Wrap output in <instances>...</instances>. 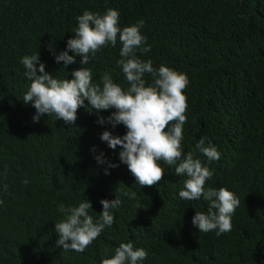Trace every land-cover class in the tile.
I'll return each instance as SVG.
<instances>
[{
  "label": "trees",
  "instance_id": "1",
  "mask_svg": "<svg viewBox=\"0 0 264 264\" xmlns=\"http://www.w3.org/2000/svg\"><path fill=\"white\" fill-rule=\"evenodd\" d=\"M108 8L119 11L121 28L144 21L141 33L151 51L137 50L138 58L187 75L182 147L194 154L206 137V146L210 141L221 153L211 163L198 149L193 156L213 172L206 186L224 187L240 200L230 232L217 236L193 226L196 211L207 212L208 202L182 201L187 177L163 161V181L136 184L119 161L120 147L113 150L100 139L105 130L126 134L122 124L97 123L112 110L96 113L85 101L75 125L46 114L33 122L35 108L21 100L30 86L21 59L39 53L46 72L72 79L82 57L65 68L55 55L75 35L77 16ZM121 47L118 40L84 66L93 82L109 73L129 87L116 63ZM145 79L152 82L150 75ZM100 153L119 165L110 174L94 158ZM122 192L136 195L129 199ZM116 196L122 204L112 210L114 224L83 253L57 245L60 203L78 206L87 199L97 220L100 201ZM0 199V264H101L122 242L147 251L143 264H264V0H0Z\"/></svg>",
  "mask_w": 264,
  "mask_h": 264
},
{
  "label": "clouds",
  "instance_id": "2",
  "mask_svg": "<svg viewBox=\"0 0 264 264\" xmlns=\"http://www.w3.org/2000/svg\"><path fill=\"white\" fill-rule=\"evenodd\" d=\"M76 19L78 26L75 35L68 39L66 49L55 55L56 62H63L65 68L76 63V56L82 57V67L72 71V79H58L46 72L39 53L25 55L20 61L25 69L24 75L30 81L21 100L35 108L33 122H39L41 116L46 114L71 126L75 125L81 107L90 106L96 113L112 110L111 115L106 119L101 116L97 123L108 124L112 128L122 124L127 129L126 134L114 136L105 130L100 139L113 150L120 147L119 161L127 165L136 184L144 188L163 181L165 170L159 163L163 161L169 167H174L176 175L187 177L178 194L182 201L203 198L208 202L207 212L196 211L192 218L193 226L202 233L215 231L217 236L230 232L232 216L240 200L224 187L217 190L206 186L213 172L201 159L194 158L191 152L185 154L182 147L188 109L185 90L190 83L187 75L165 65L156 68L151 59L144 61L138 58L137 50L141 54L151 51L147 37L141 33L143 20L121 28L119 11L113 8H108L104 13L85 10ZM118 40L122 47L116 63L129 85L127 89L115 83L109 73L100 77V83L93 82L91 69L84 67L102 49L115 47ZM69 52L75 55H69ZM146 74L151 77L150 84L145 79ZM206 140V137H201L196 148L208 163L218 161L221 153L210 141L206 146ZM92 151L95 153V147ZM94 158L99 164L108 165L106 175L110 174L108 169L119 166L108 161L103 153ZM28 182L27 179L23 181L25 185ZM3 187L7 191L8 186L5 184ZM122 195L133 199L136 193L122 192ZM3 203L0 199V205ZM100 203L103 211L97 220L90 215L92 205L87 199L78 206L58 205L57 210L64 218L55 223L59 237L56 243L62 246L63 251L83 253L106 227L114 224L112 210L121 206L120 197L116 196L111 201L103 199ZM147 256L143 248H134L132 242H122L115 248V254L102 259L101 264H143Z\"/></svg>",
  "mask_w": 264,
  "mask_h": 264
},
{
  "label": "bare ground",
  "instance_id": "3",
  "mask_svg": "<svg viewBox=\"0 0 264 264\" xmlns=\"http://www.w3.org/2000/svg\"><path fill=\"white\" fill-rule=\"evenodd\" d=\"M244 116H245V115H244ZM247 117H248V116L244 117L245 120L247 119ZM192 150H193V149H192ZM190 151H191V150H190ZM194 151H195V149H194ZM191 153H192V152H191ZM195 153L197 154V149H196ZM195 153H194V154H195ZM198 153H199V152H198ZM194 154H193V155H194ZM194 156H195V155H194ZM196 158H197V155H196ZM157 229H159V227H158ZM157 231H158V230H157ZM153 232H155V231H153Z\"/></svg>",
  "mask_w": 264,
  "mask_h": 264
}]
</instances>
